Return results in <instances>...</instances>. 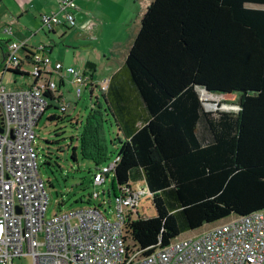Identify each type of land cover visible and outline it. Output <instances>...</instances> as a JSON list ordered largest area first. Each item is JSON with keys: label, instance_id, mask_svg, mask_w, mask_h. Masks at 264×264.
<instances>
[{"label": "trees", "instance_id": "16d2710c", "mask_svg": "<svg viewBox=\"0 0 264 264\" xmlns=\"http://www.w3.org/2000/svg\"><path fill=\"white\" fill-rule=\"evenodd\" d=\"M258 6L264 0H150L122 65L104 91L96 86L102 102L95 98L79 136L81 155L94 173L107 160L102 124L111 116L122 137L114 196L143 181L155 210L125 225L142 255L204 225L264 211V9ZM68 9L74 16L75 4ZM9 42H0L3 58ZM30 59L25 52L20 64ZM84 68L92 97L95 65ZM200 90L235 95L238 110L207 111ZM79 201L100 207L91 194Z\"/></svg>", "mask_w": 264, "mask_h": 264}, {"label": "built area", "instance_id": "2783aa9c", "mask_svg": "<svg viewBox=\"0 0 264 264\" xmlns=\"http://www.w3.org/2000/svg\"><path fill=\"white\" fill-rule=\"evenodd\" d=\"M147 1L139 0V4L145 7ZM58 6L63 20L56 14L43 15L41 29L75 26L68 11L74 8L73 1L59 0ZM3 32L11 36V25ZM41 48L27 51L25 42L10 41L1 65V73L18 70L32 83L13 90L0 81V264H15L25 257L31 258V264H264V211L215 222L198 236L179 235L148 255L141 254L125 231V225L135 220L132 211L138 202V194L130 187L114 196L115 210H109L112 219L106 209L93 205L46 216L48 196L39 170L37 126L54 103L61 112L70 109L60 101L49 76H71L75 100L81 98V86L87 88L89 84L84 72L52 63L49 56L40 53ZM22 50L31 53L27 64L31 71L20 64ZM106 83L100 84L101 91ZM90 89L92 95L98 91L93 84ZM117 159L94 173L93 185L105 183ZM92 198H99V194Z\"/></svg>", "mask_w": 264, "mask_h": 264}, {"label": "rangeland", "instance_id": "374dc122", "mask_svg": "<svg viewBox=\"0 0 264 264\" xmlns=\"http://www.w3.org/2000/svg\"><path fill=\"white\" fill-rule=\"evenodd\" d=\"M149 2L150 1H147L146 4H149ZM139 7L142 8H136V11L134 10L133 12L134 15H132V20L126 23V32H114L116 34V38H119L120 40L119 46H117L115 49L112 47L110 41L107 43V45L102 46L103 49L105 48V50H107L106 53H102L99 50L98 46L96 45L97 40L89 39L87 35L85 36L82 32L77 31V27H54L57 33H55L54 37H52L53 41L47 42L46 44L58 52L59 55L58 59L56 58V60H58V62H60L64 68L73 67L78 73H81L83 70V57L85 58L90 54L94 55L98 66H100L99 73L95 75V79H99L101 76L104 78V76H108L110 74V72L104 68L106 67L105 58L115 56V62L110 65L111 69L119 68L122 65L121 62L126 56L125 54L127 53V48L129 49L128 46H130L139 29L138 18L140 17L139 15H141V13L144 11L143 6L140 5ZM258 7L263 8L260 6ZM105 9L109 13H116L117 7L113 1H109L105 6ZM63 15L64 13L61 11L58 18L63 20ZM2 27L0 32L3 34L0 33V36L5 37L6 35L3 32L4 28ZM111 28L114 31L113 23ZM43 31H41V33H37V35L33 37L32 41L35 44L38 42L37 40L45 37V33H48V30L46 29H43ZM113 31H111L109 35H113ZM25 35H27V33H25ZM39 47L40 46L37 48ZM94 47L98 48V51L101 53L99 54L97 50L95 52L93 50ZM110 48H112V51L114 50V52H112ZM56 51L55 54L51 53L50 57H56ZM2 56L3 54L0 50V63L2 61ZM63 58H66V60L64 61ZM24 69L31 71V68L27 65L24 66ZM64 76L65 77L61 80L60 77L55 74L51 77L50 81L56 85V90H61V92L64 94L63 100L65 103L70 104V102L75 100L73 96V90L75 89V86L72 84L70 79L71 76ZM0 81L9 89L10 87H26L27 85L29 87L32 83L30 77L14 75L10 72H4L2 74L0 73ZM99 82L100 84L103 83L101 80ZM61 83L64 88H61ZM100 84L98 86H100ZM67 90H70V92L68 93ZM81 90V98L79 101H77L75 109L71 112H67L70 115H63L56 107L58 106L57 103H54L53 108L45 112L37 126L38 140L36 146L39 156V170L42 179L45 181V189L48 196L46 216L57 212H68L80 206H85L87 204L81 203L79 201L80 198L84 200L90 194H99V198H94L93 202L100 205L102 209H106L108 212V217L112 219V212L110 213L109 210H115L114 193L111 188L113 174H108L103 185H93L92 174L96 171L94 168L95 166L92 161L83 158L81 155V146L79 141V136L84 130V126L90 111L96 110V105H98V102L95 98L99 97V102H102V99L98 91L95 92L91 97L89 91L85 89V86H81ZM199 94L202 101H204V107L207 111L235 112L238 110L236 105L237 97L235 95L205 94L201 90ZM50 115L60 117L61 120L49 122L47 121V117ZM105 120L106 121L102 124V128L104 137L103 139L107 143V160L101 163L98 166V169L107 167L113 162V159L117 155L119 146L116 138L122 139V137L120 135L118 136L117 134V130L114 122L111 120V116H106ZM109 120H111V123ZM73 149H75V160L71 157ZM129 186L133 194H138V202L135 206V210L132 211V218L135 219L136 214L139 218L154 217L155 210L146 192L144 182L139 181L130 183ZM141 190L142 193H140ZM101 193H103V196H101ZM224 220L225 219L222 221ZM211 226V224H208L194 231L186 232L182 234V238H190L201 235L211 228ZM15 264H31V258L25 257L21 260H15Z\"/></svg>", "mask_w": 264, "mask_h": 264}, {"label": "crops", "instance_id": "0c3cea01", "mask_svg": "<svg viewBox=\"0 0 264 264\" xmlns=\"http://www.w3.org/2000/svg\"><path fill=\"white\" fill-rule=\"evenodd\" d=\"M58 1L59 0H0L1 27L3 26L2 28H4L5 26L11 25V32H12L10 37L6 34L5 35L7 37L0 36V42L5 43L8 40L13 41V42H25V45L27 46V49H26L27 51L35 49L38 46H40V47H44L43 49L47 56L50 57L51 53L55 54L56 50L48 46V44H46L47 42L53 41L52 37H54L55 33H57L55 29H53V31L49 33H45L44 35L45 39L40 38V40H37L38 44L37 43L35 44L32 41V39L33 37L37 35V33H41V31H43L40 28L41 16L52 15V14H56L58 17L60 16ZM73 1L76 6V9L72 11L74 13V20H75L74 27H77L76 30L79 32H82L83 35L85 36L87 35L89 39L97 40L96 45L98 46L99 50L102 53L107 52V50H105V48L103 49L102 46L107 45L109 41L112 47H114L115 49L117 46H119L120 40L119 38H116V34L114 32L119 31L121 33H125L127 30L126 23L132 20V15H134L133 14L134 10L136 11V8L138 9L142 8V7H139L140 6L138 4L139 0H73ZM109 1H113V3L116 5L117 7L116 13H109L105 9V6L107 5ZM146 7L147 6L143 7L144 10ZM120 9H121V12H120ZM142 14L143 13H141V15ZM141 15L139 16L141 17ZM140 17L138 18L139 20H140ZM112 23H113L114 31L111 28ZM88 26H91L92 29H88L87 28ZM111 31H113V35H109ZM25 33H27V35H25ZM98 48L94 47L93 50L96 52V50L98 51ZM4 49L6 48L4 47ZM110 50L112 51V48H110ZM100 51H98L99 54L101 53ZM112 52H114V50ZM127 52H128V48H127ZM24 55H25V51L22 50L19 53V56L20 58L21 57L23 58ZM58 55L59 54L56 51V57L54 58L50 57V59L52 60V63L58 62V60H56V58L58 59ZM125 55H127V53ZM125 57L123 58V61ZM2 59H3V56H2ZM105 59H106V62H105L106 67L104 68L108 70L110 74L108 76H104V78L103 76H101V78L99 79H95V75L99 73L100 66H98L94 58V55L90 54L89 56H86L85 58L83 57L82 59L83 61L82 72H84L85 63L89 62L95 65V69L97 72L94 75L93 80H92L93 85L98 86L100 84L99 82L100 80L101 82H107L111 74H113L118 69V68H112L113 69L112 70L110 67V65L115 62V59H116L115 56H111ZM63 60L65 61L66 58H63ZM123 61L121 63H123ZM67 68H73V67H67ZM64 75L65 74H63V76L60 77L61 80L65 77ZM52 76L53 75H50L49 78L51 79ZM70 79L72 81L71 77ZM27 87L28 85L26 87L25 86L10 87V89L16 90V89L27 88ZM61 88H64L62 86V83H61ZM67 91L68 93L70 92V90H67ZM57 94L61 98L60 101L65 103V101L63 100L64 94L61 92V90L60 91L57 90ZM79 100H73V102H70L69 112L75 109V105L77 101ZM66 114L70 115L69 113H66ZM117 134L118 136L120 135L119 133Z\"/></svg>", "mask_w": 264, "mask_h": 264}, {"label": "water", "instance_id": "95a60500", "mask_svg": "<svg viewBox=\"0 0 264 264\" xmlns=\"http://www.w3.org/2000/svg\"><path fill=\"white\" fill-rule=\"evenodd\" d=\"M205 92V94L207 93L206 90H203ZM208 94V93H207ZM0 133H2V131L0 130ZM17 211L19 212V209H17ZM235 217H241V216H237V215H234ZM208 225V224H207Z\"/></svg>", "mask_w": 264, "mask_h": 264}, {"label": "bare ground", "instance_id": "6f19581e", "mask_svg": "<svg viewBox=\"0 0 264 264\" xmlns=\"http://www.w3.org/2000/svg\"><path fill=\"white\" fill-rule=\"evenodd\" d=\"M203 93H205L203 90H201Z\"/></svg>", "mask_w": 264, "mask_h": 264}]
</instances>
